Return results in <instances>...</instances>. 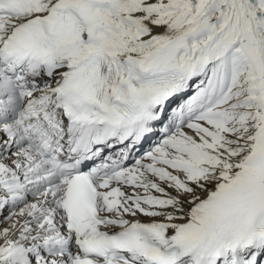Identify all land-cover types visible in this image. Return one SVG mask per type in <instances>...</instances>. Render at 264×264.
<instances>
[{
  "label": "snow or ice",
  "instance_id": "obj_1",
  "mask_svg": "<svg viewBox=\"0 0 264 264\" xmlns=\"http://www.w3.org/2000/svg\"><path fill=\"white\" fill-rule=\"evenodd\" d=\"M0 264H264V0H0Z\"/></svg>",
  "mask_w": 264,
  "mask_h": 264
}]
</instances>
